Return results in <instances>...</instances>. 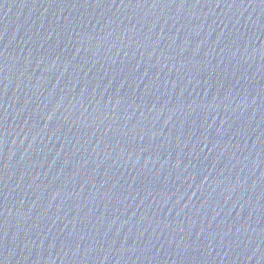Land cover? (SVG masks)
Returning <instances> with one entry per match:
<instances>
[{
  "label": "water",
  "instance_id": "water-1",
  "mask_svg": "<svg viewBox=\"0 0 264 264\" xmlns=\"http://www.w3.org/2000/svg\"><path fill=\"white\" fill-rule=\"evenodd\" d=\"M0 264H264V0H0Z\"/></svg>",
  "mask_w": 264,
  "mask_h": 264
}]
</instances>
